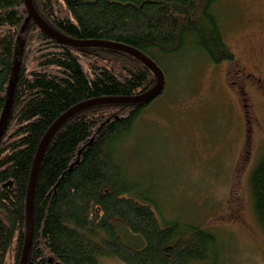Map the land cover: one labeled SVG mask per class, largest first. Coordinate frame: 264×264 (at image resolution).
Wrapping results in <instances>:
<instances>
[{
    "label": "trees",
    "instance_id": "obj_1",
    "mask_svg": "<svg viewBox=\"0 0 264 264\" xmlns=\"http://www.w3.org/2000/svg\"><path fill=\"white\" fill-rule=\"evenodd\" d=\"M218 2L33 0L39 15L60 33L126 44L165 74L167 63L173 65L188 44L196 59L204 56L215 65L234 59ZM28 16L24 0H0V120L17 74L0 138V264H20L31 171L52 124L84 101L136 96L156 83L154 73L132 55L62 44L33 19L26 22ZM151 102L95 105L57 131L36 183L27 264H103L104 258L126 264L218 263L210 261L218 255V237L199 224L165 217L157 196L146 192L125 164L127 138ZM249 180L264 233V155Z\"/></svg>",
    "mask_w": 264,
    "mask_h": 264
},
{
    "label": "rangeland",
    "instance_id": "obj_2",
    "mask_svg": "<svg viewBox=\"0 0 264 264\" xmlns=\"http://www.w3.org/2000/svg\"><path fill=\"white\" fill-rule=\"evenodd\" d=\"M217 12L235 58L215 65L194 58L188 44L173 65L167 63L165 90L127 138L124 159L146 192L157 196L165 217L199 224L218 237L211 262L264 264V233L249 180L264 155V105L257 100L250 113L258 125L252 120L249 136L237 83L243 65L264 71V0H219Z\"/></svg>",
    "mask_w": 264,
    "mask_h": 264
},
{
    "label": "water",
    "instance_id": "obj_3",
    "mask_svg": "<svg viewBox=\"0 0 264 264\" xmlns=\"http://www.w3.org/2000/svg\"><path fill=\"white\" fill-rule=\"evenodd\" d=\"M26 8L28 10L29 16L27 18L28 22L30 19H33L36 24L45 31L49 36L56 39L62 44H67L73 47H101L107 49H114L123 51L132 55L133 57L140 60L144 63L156 76V83L155 85L147 90L146 92L136 95V96H126V97H102V98H95L91 100L84 101L79 103L66 111L63 115H61L49 128L47 133L44 135L38 150L36 152V157L34 159L30 182L28 186V193H27V202H26V240L23 249V255L20 261V264H27L32 241H33V232H34V193L36 188V183L39 175L40 166L42 163V159L45 155V152L54 137L57 131L64 125L71 117L76 115L77 113L101 104H138V103H149L150 101L154 100L158 96H160L166 87V74L164 70L150 57L146 56L145 54L141 53L137 49L130 47L126 44L116 43L112 41H103V40H77L66 36L53 27H51L44 19L39 15L37 12L33 0H24ZM19 68V62H16V70ZM17 81V74L15 72L14 79L11 81V88L9 91V99L6 103L5 109L3 111L1 120H0V138L3 134L5 126L8 122L10 117L12 105H13V98H14V86ZM57 264H62L61 262H57Z\"/></svg>",
    "mask_w": 264,
    "mask_h": 264
},
{
    "label": "flooded vegetation",
    "instance_id": "obj_4",
    "mask_svg": "<svg viewBox=\"0 0 264 264\" xmlns=\"http://www.w3.org/2000/svg\"><path fill=\"white\" fill-rule=\"evenodd\" d=\"M235 58V57H234ZM256 73L249 70L248 66L243 65L238 71V93L242 97L243 106L248 113L250 120H248L247 131L253 132L251 129L252 120L256 121V127L258 125V118L253 119L250 113H254L257 107L256 101L259 100L264 105V71L255 66ZM259 70V71H258ZM259 72V73H258ZM254 96L256 99L254 100ZM254 125V122H253Z\"/></svg>",
    "mask_w": 264,
    "mask_h": 264
}]
</instances>
